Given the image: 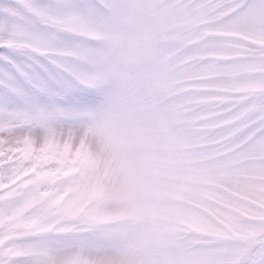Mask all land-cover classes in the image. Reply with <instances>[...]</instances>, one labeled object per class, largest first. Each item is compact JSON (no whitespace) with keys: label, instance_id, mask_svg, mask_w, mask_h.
<instances>
[{"label":"snow or ice","instance_id":"6c2138e0","mask_svg":"<svg viewBox=\"0 0 264 264\" xmlns=\"http://www.w3.org/2000/svg\"><path fill=\"white\" fill-rule=\"evenodd\" d=\"M0 264H264V0H0Z\"/></svg>","mask_w":264,"mask_h":264}]
</instances>
